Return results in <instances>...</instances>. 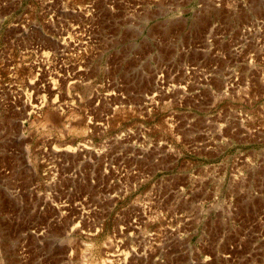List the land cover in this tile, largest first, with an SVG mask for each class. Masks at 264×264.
Returning <instances> with one entry per match:
<instances>
[{
  "label": "rangeland",
  "instance_id": "1",
  "mask_svg": "<svg viewBox=\"0 0 264 264\" xmlns=\"http://www.w3.org/2000/svg\"><path fill=\"white\" fill-rule=\"evenodd\" d=\"M258 235L264 0H0V264H264Z\"/></svg>",
  "mask_w": 264,
  "mask_h": 264
},
{
  "label": "built area",
  "instance_id": "2",
  "mask_svg": "<svg viewBox=\"0 0 264 264\" xmlns=\"http://www.w3.org/2000/svg\"><path fill=\"white\" fill-rule=\"evenodd\" d=\"M81 209H83V206L81 205ZM174 215H175V217H177V215H176V212H174ZM179 220L180 221H182V220H184V222L183 223H181V224H183L184 225V223L185 222H187V221H189L190 219L189 218H184L183 217V215H182V213H179ZM182 218H184V219H182ZM180 223V222H179ZM185 235V231H180V227H178L177 229H171V232L170 233H165V237H183ZM255 237H264V236H262V235H258V236H255ZM21 247H23L22 245H21ZM23 259H25V253H24V251L23 250H21L20 249V260H21V262L22 263H24L25 262V260H23ZM23 260V261H22Z\"/></svg>",
  "mask_w": 264,
  "mask_h": 264
},
{
  "label": "bare ground",
  "instance_id": "3",
  "mask_svg": "<svg viewBox=\"0 0 264 264\" xmlns=\"http://www.w3.org/2000/svg\"><path fill=\"white\" fill-rule=\"evenodd\" d=\"M203 3H204V1H203ZM242 37L243 38H245V36L244 35H242ZM225 80L226 79H223V87H224V92L226 93V94H228L229 92H231L232 90H231V88L228 86V84L227 83H225ZM85 208V207H84ZM88 210H89V208H88ZM87 210V211H88ZM77 216H80V217H82L83 216V213L82 212H80V213H78V214H76ZM76 218V217H75ZM80 221L78 220V223H79Z\"/></svg>",
  "mask_w": 264,
  "mask_h": 264
}]
</instances>
